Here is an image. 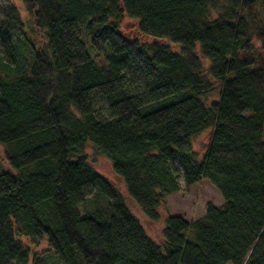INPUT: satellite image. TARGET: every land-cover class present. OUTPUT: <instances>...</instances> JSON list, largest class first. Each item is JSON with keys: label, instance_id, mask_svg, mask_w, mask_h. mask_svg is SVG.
<instances>
[{"label": "trees", "instance_id": "1", "mask_svg": "<svg viewBox=\"0 0 264 264\" xmlns=\"http://www.w3.org/2000/svg\"><path fill=\"white\" fill-rule=\"evenodd\" d=\"M89 144L150 222L182 178L223 203L156 244ZM0 145V264H264V0H0Z\"/></svg>", "mask_w": 264, "mask_h": 264}, {"label": "rangeland", "instance_id": "2", "mask_svg": "<svg viewBox=\"0 0 264 264\" xmlns=\"http://www.w3.org/2000/svg\"><path fill=\"white\" fill-rule=\"evenodd\" d=\"M19 8L25 23L30 26V18L26 13L24 6L21 2L15 1ZM138 22L131 20L127 17L124 18L121 23V31L125 37L130 41H137L141 45H149L154 42L153 39L142 35L138 30ZM29 31V30H28ZM164 45H168L166 42H161ZM170 46V45H169ZM171 48L177 52L178 47L171 46ZM93 55H95L93 53ZM204 70L209 66L207 61H203ZM214 93L208 98V103L218 101L219 87L214 84ZM211 137V130H207L200 136L196 137L193 141V150L196 153L199 160H201L207 151ZM86 154L92 166L95 170L104 178L112 182L116 188L121 192L125 204L131 213L139 220L146 233L156 244H162L163 231L166 226L167 218L170 216H179L188 222H193L204 217L207 209V205L220 206L223 203L221 194L211 186L207 181H202L192 187L185 185L184 179L180 180L182 190L181 192L171 196L160 207V220L153 223L148 221L142 214L140 208L129 197L124 182L118 178L111 167L110 162L104 156L96 154L93 145L89 144L86 148ZM10 170V167L4 156V148L0 145V171ZM96 196L91 198V201L87 204L86 208L92 210L95 207H104V202L94 200ZM22 242L29 247L31 251V264H55L53 258L46 256L45 253L48 249L47 240L33 242L26 237H20Z\"/></svg>", "mask_w": 264, "mask_h": 264}]
</instances>
